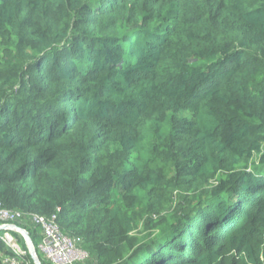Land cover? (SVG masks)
I'll use <instances>...</instances> for the list:
<instances>
[{"label":"trees","instance_id":"1","mask_svg":"<svg viewBox=\"0 0 264 264\" xmlns=\"http://www.w3.org/2000/svg\"><path fill=\"white\" fill-rule=\"evenodd\" d=\"M0 205L75 264H264V0H0Z\"/></svg>","mask_w":264,"mask_h":264},{"label":"built area","instance_id":"2","mask_svg":"<svg viewBox=\"0 0 264 264\" xmlns=\"http://www.w3.org/2000/svg\"><path fill=\"white\" fill-rule=\"evenodd\" d=\"M21 217V214L8 211L0 205V224L3 221L19 220ZM32 222L41 229L42 239L39 250L45 255L50 264H75V260L72 259L71 254L74 250H78L75 249L73 240L62 233L55 218L48 220L43 217L34 216ZM11 232L4 231L5 234L1 237V240L8 248H10V243L5 235ZM14 262L15 258L11 261V264H15Z\"/></svg>","mask_w":264,"mask_h":264},{"label":"rangeland","instance_id":"3","mask_svg":"<svg viewBox=\"0 0 264 264\" xmlns=\"http://www.w3.org/2000/svg\"><path fill=\"white\" fill-rule=\"evenodd\" d=\"M17 221H19V220L3 221V222H1L0 226H2V225L9 226L10 225V226H17L20 228V226L17 224ZM4 234L5 233L3 232L2 237L4 236ZM6 236H7V240L10 243L9 249L11 250L12 254L15 257L14 263L15 264H29V261L27 259V257L29 256V253H28L24 238L19 233H15V232L8 233L5 235V237ZM40 244H41V241L38 244V249H39ZM36 252H37V250H36ZM39 253L41 255H43V253L40 250H39ZM39 253L37 252V257H38L40 263L42 264L40 257H39ZM71 257L73 260H75V263H76V262H80L83 259H85L86 255L80 251L78 252V251L74 250L71 254ZM29 258H30L31 264H34L30 256H29Z\"/></svg>","mask_w":264,"mask_h":264},{"label":"water","instance_id":"4","mask_svg":"<svg viewBox=\"0 0 264 264\" xmlns=\"http://www.w3.org/2000/svg\"><path fill=\"white\" fill-rule=\"evenodd\" d=\"M0 231H12L15 233H19L25 240L26 247L29 253V256L31 257L32 261L34 264H41L38 257H37V252L36 248L29 237V234L22 228H19L17 226H0Z\"/></svg>","mask_w":264,"mask_h":264}]
</instances>
